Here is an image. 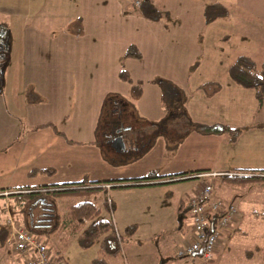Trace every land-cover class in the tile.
Listing matches in <instances>:
<instances>
[{"label": "crops", "instance_id": "obj_1", "mask_svg": "<svg viewBox=\"0 0 264 264\" xmlns=\"http://www.w3.org/2000/svg\"><path fill=\"white\" fill-rule=\"evenodd\" d=\"M133 1L0 0L7 55L0 71V191L83 179L131 180L155 170L163 176L160 183H195L193 195L202 179L196 170H206L201 174L210 178L262 174L238 170L264 169V97L256 111L254 91L232 81L228 68L238 55L256 62L264 56V0H150L162 14L158 20L143 15ZM212 2L223 5L227 16L206 21L204 8ZM231 35L238 37V46L230 43ZM131 45L140 57L124 56ZM210 49L214 54L206 53ZM122 67L133 84L139 83L138 96L131 94V83L119 78ZM158 78L177 89L163 91ZM207 82L217 89L204 90ZM108 95L115 98L106 103ZM163 96L166 103L183 97L192 121L244 129L234 140L226 134L192 131L168 153L165 138L159 136L133 159L153 135L155 125L149 122L165 115L168 103ZM126 105L132 107L133 125H123L118 115L104 118L121 107L126 113ZM114 121L130 131L121 137L125 149L131 145L129 153L115 150L111 158L103 155L102 147L114 138L105 134ZM47 123L51 126H43ZM33 168L52 173L29 176ZM106 198L111 201L110 195ZM185 198H179L178 211H184ZM4 200L9 203L8 197ZM113 210L110 220L116 226ZM183 211L178 215L180 227L187 215ZM0 247L5 248L0 255L4 263L5 240ZM164 260L160 264H166Z\"/></svg>", "mask_w": 264, "mask_h": 264}, {"label": "trees", "instance_id": "obj_2", "mask_svg": "<svg viewBox=\"0 0 264 264\" xmlns=\"http://www.w3.org/2000/svg\"><path fill=\"white\" fill-rule=\"evenodd\" d=\"M141 13L150 19L158 20L162 15L161 12L152 5L149 1L142 2L139 5ZM227 9L217 3L212 2L205 6L204 17L206 21L217 17L227 16ZM5 26L0 25V71L3 69L7 55L4 53L5 49ZM125 57H140L139 50L131 45L124 54ZM228 75L232 81L238 85L254 90V95L257 101L258 111L262 105L264 97V58L257 64L255 60L247 55H238L230 64L228 68ZM119 78L123 81L131 83V94L138 96L140 94L139 83L133 84L128 72L122 67L119 71ZM1 81V78H0ZM161 88L166 90L168 88L176 90L174 84L171 82L158 78L155 80ZM214 85V86H213ZM204 90L215 91L217 84L207 83L202 86ZM115 96L108 95L105 102L108 103ZM184 98L178 96V99H169L166 106L165 115L158 121H150L149 123L155 125L153 135H150L147 142L140 147V152L133 158L140 157L153 144V141L162 136L165 138V153L175 150L183 137L189 132H197L200 134H226L230 140H234L244 128L230 127L225 124H203L192 121L186 114L184 109ZM163 102L165 97L163 96ZM170 102V104H169ZM166 103V102H165ZM166 103V104H167ZM165 120L171 125L166 126ZM43 126H51L47 123ZM41 127V126H39ZM52 128L55 129V127ZM56 130V129H55ZM131 130V129H130ZM130 131H125L120 126L119 122L105 131V134H110L109 138L122 135L129 136ZM132 132V131H131ZM167 151V152H166ZM112 164L113 160H110ZM126 162V161H125ZM250 171L253 173H262L261 175H244V174H226L221 176L225 183L235 186H244L254 181L264 182L263 170H238ZM206 170H196L194 173L201 174ZM38 173H52L51 169H37L33 168L28 172L29 176ZM163 176L158 175L155 170L148 171L145 175L131 180H104V181H89L83 179L79 182L40 185L35 187H23L17 191L10 192L7 196L0 194V213L5 212V197L9 199L10 210L14 217L25 227L32 230L34 233L41 234L45 237H57L64 240L69 235L76 234L78 244L82 248L90 247L95 241H100L99 255L91 260V264H107L105 257L116 255L121 249V238L117 233L115 226L111 220L102 218L100 216V208L92 201L91 196L100 190L107 189L105 184H111L110 188L115 187H135L158 184L159 179ZM132 181V182H131ZM127 184H120L125 183ZM3 191H0V193ZM104 207L109 212L114 208V204L105 198ZM61 205L64 210H61ZM60 209V210H59ZM182 212V207H179ZM183 212H187L184 208ZM255 216L260 214L258 211H253ZM127 229H133L132 227ZM8 233V227L4 225L3 220H0V243H3ZM56 242V238H55ZM51 248L58 254L60 250L54 244Z\"/></svg>", "mask_w": 264, "mask_h": 264}, {"label": "rangeland", "instance_id": "obj_3", "mask_svg": "<svg viewBox=\"0 0 264 264\" xmlns=\"http://www.w3.org/2000/svg\"><path fill=\"white\" fill-rule=\"evenodd\" d=\"M224 38L225 36L221 37L223 41L226 40ZM216 41L214 45L218 46V40L216 39ZM229 41L234 47L238 46L240 42L235 35H231ZM248 43L252 45L251 42ZM211 51L210 49L206 53H212ZM254 54L258 55L259 51L255 49ZM263 58L264 56H261L259 62L256 63L260 64ZM253 101L257 108V101L254 99ZM125 107L126 113L122 116L123 125H133L135 118L132 107L130 105ZM106 111H109L108 107ZM110 113V111L106 112L104 118L106 119L107 115H110V120H114L117 114ZM102 153L106 157H115V149L111 143L103 145ZM201 176L202 179L198 181V186H202L204 182L213 184L215 188L213 197L237 202L241 213L239 223L222 235V241L218 245L210 264H264V182L254 181L244 186H235L229 183L227 185L220 183L223 178L217 176L211 175L212 178L207 174ZM194 188L195 183L167 181L139 188H109L106 193L104 190H100L93 194L91 199L100 208V216L108 220H110L111 212L105 209L103 203L106 197L111 196V201L114 204L112 214H114L116 223L115 229L121 238L120 252L105 257L106 263L160 264L165 258L167 259V261L164 260L166 264H172V259H175V264H181L178 258L172 257V255L175 254L179 246L187 241V226H190V217L187 214L180 227L178 222L179 198L191 195ZM60 207L63 211L64 206L61 205ZM255 210L260 213L258 216L254 215L253 211ZM3 218L4 213H0V220ZM130 227L133 229H127ZM77 237L74 234L69 235L64 240L58 239L57 236L55 237L56 242L54 237H48V240L50 246L56 245L62 257L76 261V264H91V261L89 263L90 257L95 258L99 255L100 241H95L88 248H82L78 244ZM182 238L184 241L178 245ZM4 249L0 247V255L2 256ZM5 255H7L6 250ZM0 264H3L2 260H0Z\"/></svg>", "mask_w": 264, "mask_h": 264}, {"label": "built area", "instance_id": "obj_4", "mask_svg": "<svg viewBox=\"0 0 264 264\" xmlns=\"http://www.w3.org/2000/svg\"><path fill=\"white\" fill-rule=\"evenodd\" d=\"M145 1L150 2L135 0L133 3L138 6ZM201 175L204 174L197 176ZM214 192V185L204 182L193 195L183 200L190 217L191 233L175 252L181 264H210L222 235L240 221L237 202L216 199ZM9 193L3 191L0 194L7 196ZM3 220L8 227L5 238L8 257L3 264H67L62 255L51 248L47 237L34 233L14 217L8 202H5Z\"/></svg>", "mask_w": 264, "mask_h": 264}, {"label": "water", "instance_id": "obj_5", "mask_svg": "<svg viewBox=\"0 0 264 264\" xmlns=\"http://www.w3.org/2000/svg\"><path fill=\"white\" fill-rule=\"evenodd\" d=\"M111 146L116 150H124L125 149V144L123 141V138L121 136L114 137L110 140Z\"/></svg>", "mask_w": 264, "mask_h": 264}, {"label": "flooded vegetation", "instance_id": "obj_6", "mask_svg": "<svg viewBox=\"0 0 264 264\" xmlns=\"http://www.w3.org/2000/svg\"><path fill=\"white\" fill-rule=\"evenodd\" d=\"M122 110V111H121ZM125 112H123V108L121 107L120 108V112L119 113H117V115H118V118H122V116H123V114H124ZM115 123L116 122H119V121H114ZM121 136V135H120ZM114 137H117V136H114ZM123 137V136H122ZM130 145L131 144H129V145H127V148L125 149V150H123L122 152H124V154H127V153H129L130 152Z\"/></svg>", "mask_w": 264, "mask_h": 264}]
</instances>
